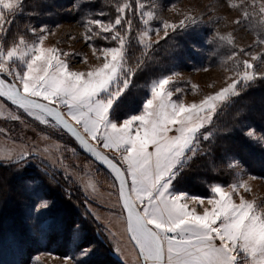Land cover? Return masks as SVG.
<instances>
[{
    "label": "snow or ice",
    "instance_id": "snow-or-ice-1",
    "mask_svg": "<svg viewBox=\"0 0 264 264\" xmlns=\"http://www.w3.org/2000/svg\"><path fill=\"white\" fill-rule=\"evenodd\" d=\"M135 4L134 9L128 0L117 4L114 20L88 18L84 22V40L94 55L99 53L97 59H102V63L86 72L73 70L69 61L73 53L44 46L46 28L39 32L31 29L35 37L31 42L23 35L10 47L0 41V98L39 124L65 131L109 170L114 178L109 188L115 191L107 193L108 206L116 209L110 216L123 225V236L136 254V264H264V208L241 195V189L251 191L247 181L237 180L227 186L228 190L221 184H213L208 198L174 190L189 162L198 154H207L202 150V142L212 139L213 133L206 129L219 109L238 96L242 87L264 78L253 63L264 54H252L251 61H237L236 78L199 103L185 104L174 98V91L181 92L180 88L172 87L176 73L155 79L142 111L122 122H113L109 119L110 110L129 89L140 67L139 63L134 67L129 63L132 41L150 49L153 43H159V40L150 42L153 32L158 34L162 28L166 38L169 29L174 32L197 23L194 16L186 15L178 24L165 20L160 28H152L151 22L157 18L155 12L145 10L141 0H135ZM21 11L22 0H0V35L5 39L15 15ZM259 12L264 14V4ZM129 13L139 16L143 24V30L135 36ZM249 16L245 9L243 18L247 20ZM261 23L264 24V19ZM96 38L105 43L93 44ZM216 39L235 47L231 34H217ZM256 43L264 45V38H258ZM239 51L245 52L243 48ZM236 56L233 52L227 59ZM241 63L243 70L239 67ZM8 119L19 121L21 116L9 114ZM245 135L256 138L252 129ZM110 153H115V157ZM31 154L21 149L15 160L11 153L0 159L26 163ZM239 166L238 160L228 164L229 168ZM84 187L91 196L98 192L91 180ZM188 201L203 211L190 208ZM48 207L49 202L41 200L34 210L39 213ZM92 251V247H84L76 257L64 259L66 264L68 261L83 264Z\"/></svg>",
    "mask_w": 264,
    "mask_h": 264
},
{
    "label": "rangeland",
    "instance_id": "rangeland-1",
    "mask_svg": "<svg viewBox=\"0 0 264 264\" xmlns=\"http://www.w3.org/2000/svg\"><path fill=\"white\" fill-rule=\"evenodd\" d=\"M30 1L33 0H22V11L15 15L14 22L8 30L7 39L0 35V41L6 47L18 42L21 35L31 42L35 39L31 29L35 28L39 32L41 28H46L48 33L44 46L57 47L64 52L73 53L69 58L73 70L86 72L93 66L102 63V59H97L99 53L94 55L93 49L84 40L86 34L84 22L88 18L107 21L104 15H99L101 11L92 10L90 7V4L95 0H36L41 5L34 8L28 4ZM152 1L141 0L146 6L145 10L154 11L156 14L157 18L150 25L152 28H160L161 23L165 20L178 24L186 15L194 16L197 21L195 25L189 24L187 28H178L174 32L171 29L168 30V36L171 34L180 35L185 39L186 49L178 50L179 54L172 57L170 66L166 67L168 70L165 68L167 71L160 72L158 77L176 73L177 75L173 76L172 87L173 90L180 88L181 92L177 94L174 91V98L182 100L185 104L199 103L205 96L213 94L231 83L232 79L236 78L237 61H251L252 54H264V45L256 43L258 38H264V24L261 23L264 14L259 12L264 0H257L256 3H253V0H176L172 3L162 4L159 2L153 4ZM230 3L236 6L229 7ZM39 9L43 11L42 14L32 12L33 10L39 11ZM245 9L250 13L247 20L243 18ZM138 20L136 28L139 27V31H141L143 24L140 18ZM237 20H240L241 23L237 24ZM11 32L12 38L8 39ZM217 34L225 36L231 34L235 47L222 44L216 39ZM164 38V30L161 28L158 34L156 32L151 34L150 42L157 40L160 42ZM92 43L102 45L105 42L96 38ZM105 46L110 45L106 44ZM241 48L245 50L244 53L239 51ZM233 52H236L237 56L228 60V56ZM253 63L256 65L257 72L264 73V55H261V59ZM239 67L243 70L242 63ZM151 82L144 88L140 109L128 114L124 119L142 111L143 103L151 95ZM193 85L196 87L193 88ZM9 114L20 115L21 120L12 121L8 119ZM122 120L113 122L118 123ZM0 129L3 130L0 133V157H6L11 153L15 160L21 149L32 153L26 163H13L6 158L0 159L1 167L10 169L13 176L27 168L29 171L37 170L52 178L59 177L64 186L86 199L85 209L102 229L103 242L101 239L100 246L92 244L79 246L83 241L84 232L77 229L67 236L66 242L63 241L64 238L62 241L54 240L50 243L49 249H41L46 242L45 238L54 232L57 224L56 219L48 213L54 207L53 204L47 200L49 207L37 213L34 206L39 201L46 199L35 198L32 201L33 206L25 213L24 226L26 228L25 235L34 238L40 249L30 257L28 264H66L65 257H76L80 249L84 247H92L93 251L84 259L83 264H107L106 258L111 259L108 264H115V262L116 264H136V254L123 236V225L110 216V212L116 209L108 206L107 193L115 190L109 188L113 180L103 169L88 159L76 143L61 129L41 125L33 118L28 117L22 110L10 106L1 99ZM251 139L261 140L257 134L256 138ZM45 148L48 149L47 153L43 152ZM110 155L114 158L116 154L110 153ZM232 169L235 176L233 182L243 179L247 181L251 189L250 192H244L241 189V195H244L247 200H255L261 208H264V177L250 175L241 166ZM90 180L98 188L95 196L89 194L90 190L89 192L85 191L84 186ZM25 184L28 188H34L37 183L29 181ZM225 188L228 190L227 186ZM14 190L13 185L12 189L8 187L7 195H12ZM234 198L239 203V196ZM111 203H115V196L111 198ZM188 204L190 208L197 207V211H203L202 207H198L192 201H188ZM204 206L208 205L205 203ZM61 231L57 232L58 237L62 234ZM110 232L115 233V237L110 235ZM5 246L11 252H15L10 243H5ZM118 248L119 251H117ZM100 254L106 257L103 258ZM16 256L19 255L16 254ZM98 258L105 262H95ZM67 264H73V262L68 261Z\"/></svg>",
    "mask_w": 264,
    "mask_h": 264
},
{
    "label": "trees",
    "instance_id": "trees-1",
    "mask_svg": "<svg viewBox=\"0 0 264 264\" xmlns=\"http://www.w3.org/2000/svg\"><path fill=\"white\" fill-rule=\"evenodd\" d=\"M175 1L153 0L152 3ZM124 2L125 0H95L90 7L92 10L103 12L107 20H114L117 4ZM128 2L134 9L135 0H128ZM28 4H31L32 8L39 5L36 0ZM32 12L43 13L41 9ZM128 18L133 21L132 35L135 36L139 31V27L136 28L139 17L129 13ZM12 32L8 39L12 38ZM185 44L186 41L182 36L174 34L167 36L158 44H153L150 49L141 48L133 40L129 49V63L133 67L139 63L140 67L135 72L129 89L113 104L109 119L112 121L124 119L128 114L140 109L144 88L158 78L160 72L168 70L166 67L170 66L171 58L179 54L178 50L182 48L185 50ZM248 129L254 130L261 140L256 141L247 137L245 133ZM206 131L213 133L210 141L202 142V150L207 151V154H198L189 162L174 185L175 191L186 192L192 196L210 197L211 185L228 186L233 182L234 171L228 167L229 162L233 160H238L248 174L264 177V139H262L264 138V78H259L247 87H242L240 94L232 97L218 111ZM12 174L10 169L0 166V264H28L30 257L39 251L40 246L38 247L36 240L25 235L24 226L25 213L33 206L32 201L35 198L46 199L53 204L54 207L48 213L56 219L57 224L54 232L45 238L46 242L41 249H49L50 243L54 240L62 241L64 238L63 241L66 242L67 236L77 229L84 232L83 241L79 246L83 244L100 246L103 242L102 229L85 209L84 197L64 186L59 177L52 178L40 171L33 172L27 168L20 174L14 176ZM29 181L37 183L34 188L26 186L25 183ZM12 185L15 190L8 196L6 189L8 187L12 189ZM58 230H62L60 237L57 236V232L60 233ZM7 242L15 252L6 248ZM16 254L19 256L17 257ZM101 255L103 258L106 257ZM99 259L95 262H105ZM106 259L108 264L111 259Z\"/></svg>",
    "mask_w": 264,
    "mask_h": 264
},
{
    "label": "water",
    "instance_id": "water-1",
    "mask_svg": "<svg viewBox=\"0 0 264 264\" xmlns=\"http://www.w3.org/2000/svg\"><path fill=\"white\" fill-rule=\"evenodd\" d=\"M2 101H4L3 100V98H0ZM5 103H7V104H9L10 106H13V105H11L10 104V102H7V101H4ZM13 107H15V106H13ZM63 131V130H62ZM63 132H65V131H63ZM66 133V132H65ZM67 134V133H66ZM75 143H76V145L78 146V148L80 149V151L88 158V159H90L93 163H95L98 167H100L101 169H103L109 176H110V178L114 181V178L111 176V173L109 172V170L107 169V168H105V166L104 165H102L100 162H98V161H96L95 160V158L94 157H92L91 156V154L90 153H88V152H86L75 140H74V138L73 137H71L69 134H67ZM102 151V150H101Z\"/></svg>",
    "mask_w": 264,
    "mask_h": 264
}]
</instances>
